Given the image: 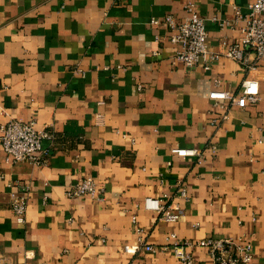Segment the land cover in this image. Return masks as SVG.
Wrapping results in <instances>:
<instances>
[{"label":"crops","instance_id":"crops-1","mask_svg":"<svg viewBox=\"0 0 264 264\" xmlns=\"http://www.w3.org/2000/svg\"><path fill=\"white\" fill-rule=\"evenodd\" d=\"M189 1L0 0V135L10 120H35L53 135L43 141L45 166L10 163L0 144V264H185L172 234H254L251 264H264V59L251 55L249 68L222 56L209 70H189L169 28L152 22L185 19ZM251 2L198 0L211 51L241 36L240 23L213 18L234 21ZM245 79L259 82L257 103L224 109L210 98ZM84 178L105 201L67 196ZM17 190L28 202L24 223L11 209ZM148 197L183 216L161 220ZM134 219L156 252L126 251L140 243ZM184 252L191 264L213 261L204 247Z\"/></svg>","mask_w":264,"mask_h":264},{"label":"built area","instance_id":"built-area-1","mask_svg":"<svg viewBox=\"0 0 264 264\" xmlns=\"http://www.w3.org/2000/svg\"><path fill=\"white\" fill-rule=\"evenodd\" d=\"M198 0H190L185 10L187 16L177 20L174 15H167L163 20L153 19L155 25L164 24L170 30V41L177 46L176 59L183 62L189 70L199 66L209 70L222 56L233 59L242 65L254 68L251 55L256 60L264 59V0H252L248 5V12L237 11L234 21L213 18L219 21L221 27L236 26L239 23L241 36L235 44L226 45L222 52L209 49L208 45V19L201 16L198 10ZM226 43L224 42L223 45ZM216 86H220L216 81ZM210 98L216 105L224 109L229 107H244L255 104L260 100V86L255 79H245L237 91L228 89H215L210 92ZM0 144L10 163L30 162L36 166L47 165V153L43 151V141L53 139V135L45 130H39L36 121L23 122L10 120L1 126ZM172 152L180 157H202L199 149L175 147ZM180 197L188 199L189 189L183 180L177 183ZM66 194L69 198L91 197L97 202L105 201V191L98 187L91 178H84L71 185ZM23 192L12 193L11 209L20 222H26L28 202ZM146 208L155 210L160 214V219L169 223L178 222L183 216L180 209L173 210L162 204L158 198L148 197L145 201ZM139 244L127 245V252L136 253L141 250L156 252L158 248L144 240L145 230L134 219ZM172 247L176 257L185 264H191L193 257L184 252V247H204L212 257L211 264H251L254 258V234H243L238 237L207 238L202 240H183L176 234L171 235Z\"/></svg>","mask_w":264,"mask_h":264}]
</instances>
